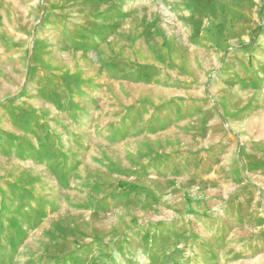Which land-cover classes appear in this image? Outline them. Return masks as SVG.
Segmentation results:
<instances>
[{"label": "rangeland", "instance_id": "obj_1", "mask_svg": "<svg viewBox=\"0 0 264 264\" xmlns=\"http://www.w3.org/2000/svg\"><path fill=\"white\" fill-rule=\"evenodd\" d=\"M0 264H264V0H0Z\"/></svg>", "mask_w": 264, "mask_h": 264}]
</instances>
